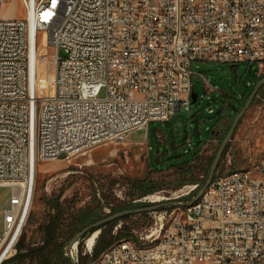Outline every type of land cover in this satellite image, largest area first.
I'll return each mask as SVG.
<instances>
[{
	"label": "built area",
	"instance_id": "built-area-1",
	"mask_svg": "<svg viewBox=\"0 0 264 264\" xmlns=\"http://www.w3.org/2000/svg\"><path fill=\"white\" fill-rule=\"evenodd\" d=\"M6 1L0 0V187L13 189V202L0 264L16 255L28 218L25 209L16 231L18 218L9 228L16 188L34 192L41 163L123 142L152 122L191 112L196 62L264 65V0H22L24 19H6ZM40 31L54 50L48 98L34 81ZM252 164L258 172L217 174L199 199L202 208L167 209L146 236L150 242L123 238L122 248L100 255L101 264H258L264 159ZM198 187L186 186L187 195L174 199ZM73 249L65 255L80 264L78 244Z\"/></svg>",
	"mask_w": 264,
	"mask_h": 264
},
{
	"label": "rangeland",
	"instance_id": "rangeland-1",
	"mask_svg": "<svg viewBox=\"0 0 264 264\" xmlns=\"http://www.w3.org/2000/svg\"><path fill=\"white\" fill-rule=\"evenodd\" d=\"M3 15L6 19L26 18L23 1L7 0ZM37 55L39 93L42 97H48L54 93L55 76L54 50L49 44L48 32L40 31L38 34ZM192 69V83L198 100L192 104L191 112H179L169 122H152L148 130L136 131L123 142L109 141L82 154L40 164L32 204L23 229L27 240L36 233L38 221L45 215V197L62 195V200L82 207L96 196L101 199V193L106 192L112 200V206L127 204L131 199V182L144 179L165 184L163 190L153 194L165 199L158 202L147 200L145 203H164L168 208L173 206L172 202L179 200L174 197L187 195L185 187L193 184L192 181L201 182L204 187L209 176L206 171L210 160L219 147L218 137L224 130L231 129L236 119L230 112L253 93L259 77L264 84V65L203 61L194 63ZM213 130L218 136L209 139ZM262 159L264 86L259 88L250 108L237 125L229 142L228 153L214 177L230 170L246 169ZM184 165L192 168V172L186 175L180 172ZM183 180L190 183L180 187ZM12 195L11 187H0V236L5 229V211L12 206ZM142 200L136 202H144ZM188 202L191 201L184 203ZM110 208L106 207L107 213H110ZM173 209H168L169 213ZM166 210L132 214L117 223L114 233L125 225L131 229L132 235L123 238L138 241L142 236L144 242H150L151 239L146 236ZM86 240L82 243L83 252H89ZM9 260L5 264H12Z\"/></svg>",
	"mask_w": 264,
	"mask_h": 264
},
{
	"label": "trees",
	"instance_id": "trees-1",
	"mask_svg": "<svg viewBox=\"0 0 264 264\" xmlns=\"http://www.w3.org/2000/svg\"><path fill=\"white\" fill-rule=\"evenodd\" d=\"M262 80L263 79L259 77L257 84H255V87H257ZM263 86L264 84L261 86V88ZM251 95L248 96L247 100L242 105H239L237 108H233V112H230L233 118H236L238 116V114L244 108ZM229 131L230 128L224 130V132L219 135V147L215 152L216 154L220 148V145L228 135ZM216 136L218 135L217 133H214L213 130L210 134L209 139H216ZM228 148L229 143L226 146L225 151L223 152L222 158L218 165V169L221 167L222 160L228 153ZM216 154L214 155L213 159L210 160L208 170L206 171L207 174L210 173L209 170L211 167V163L215 159ZM188 162H186V164ZM251 165L249 167H251ZM180 172H184V174L186 175L192 172V168L188 167L187 165H184L180 169ZM187 182L190 183V181L188 180H183L179 184L180 187H183ZM191 183L199 184L198 189L192 194H190L188 197L181 198L178 201H192L203 188L201 182L192 181ZM164 185V182L135 179L131 182L130 201L127 204L113 206L112 200L109 198V195H107L106 192L101 193V199L96 196L94 200L88 202L87 204H85V206L82 207H77L75 204H72L69 200H62V195L45 197V215L41 220L38 221L37 229L35 230L36 233H34V235L29 240H27L26 232L23 231L17 244V253L14 258L9 260V263L73 264L72 260L65 255V249L67 248L69 242L78 233H80L86 227L92 226L94 223L118 212L150 206V203L136 201L142 200L143 198L149 195H153L156 192L163 190ZM106 207H111L110 213L106 212ZM175 207L176 206H170L167 208L165 205L160 209H171ZM33 217L34 214L29 217L30 220H32ZM129 217L130 215L123 216L121 218L108 222L100 227L101 233L99 234L96 244L94 246L93 255L91 259H89L91 256L90 254L83 255L82 243L96 230L91 229L89 233L86 234L78 243V249L80 253V264H89V262H91L92 260L99 258L100 255L116 241L122 239L123 237L131 236V229L125 225H122V228L119 229L116 234L114 233V228L117 223L119 221L126 220Z\"/></svg>",
	"mask_w": 264,
	"mask_h": 264
},
{
	"label": "water",
	"instance_id": "water-1",
	"mask_svg": "<svg viewBox=\"0 0 264 264\" xmlns=\"http://www.w3.org/2000/svg\"><path fill=\"white\" fill-rule=\"evenodd\" d=\"M263 81H261L258 86L256 87V89L253 91L252 95L250 96L249 100L247 101L246 105L244 106V108L241 110V112L238 114V116L236 117L234 123H233V126L232 128L230 129L228 135L226 136V138L224 139V141L222 142L217 154H216V157L211 165V168H210V173H209V176H208V179L204 185V187L201 189V191L198 193V195L190 202V203H182L180 201H174L172 202L171 204L173 206H181V205H189V204H192L193 202H196L197 200L200 199V197L202 196V194L204 193V191L207 189V187L210 185L212 179L214 178V175H215V172L217 171L218 169V165H219V162L222 158V155H223V152L225 151V148L226 146L228 145V143L231 141L232 139V136H233V133L237 127V125L239 124V121L242 119V117L245 115V113L248 111V109L250 108L254 98L256 97L258 91H259V88L261 87V85L263 84L262 83ZM192 99H193V103H195L197 100H198V95L195 93V91L193 92L192 94ZM163 206H165V204H153V205H150V206H147V207H141V208H136V209H130V210H124V211H121V212H118L116 214H113L107 218H104L96 223H94L92 226H89V227H86L85 229H83L80 233H78L70 242L69 244L67 245V249L69 251H71L73 249V247L75 245H77L79 243V241L86 235L89 233V231L91 229H96L93 233L95 234L96 232L100 234V227L102 225H105L106 223L108 222H111L113 220H116L118 218H121L123 216H126V215H132V214H139V213H143V212H146V211H154V210H158L160 208H162ZM27 212V208H26V211H25V214ZM25 214H24V217L23 219L25 218ZM23 222V220H22Z\"/></svg>",
	"mask_w": 264,
	"mask_h": 264
},
{
	"label": "bare ground",
	"instance_id": "bare-ground-1",
	"mask_svg": "<svg viewBox=\"0 0 264 264\" xmlns=\"http://www.w3.org/2000/svg\"><path fill=\"white\" fill-rule=\"evenodd\" d=\"M41 72V71H40ZM35 89L39 91V67H38V58H37V63H36V70H35ZM54 94V93H53ZM50 95L48 97H52L53 96ZM48 97H43V98H48ZM116 142V141H115ZM259 171V164H252L251 167L248 168V172H258ZM33 189H30V187L25 186V185H19L16 188V193H15V208L14 211L12 212L11 216L8 219V225L9 228H12L13 224L15 223L16 218L17 219V223L16 225H14V232L16 231L18 225L21 222L22 216L24 214V210L27 208V215L29 213L31 204H32V200H33ZM165 199L164 197L161 196H153L150 197V201L152 202H158ZM191 208H202V200H197L196 202H193L191 204ZM13 232V235H14ZM99 236V233H95V234H91L87 240H86V245H87V250L91 251L94 249V246L96 244L97 238ZM124 246V239L112 244L109 248H108V252H115L116 248H122ZM74 252H75V248H74ZM264 262V257L260 258L258 261V264H263ZM89 264H101V258H96L95 260H92L91 262H89Z\"/></svg>",
	"mask_w": 264,
	"mask_h": 264
},
{
	"label": "snow or ice",
	"instance_id": "snow-or-ice-1",
	"mask_svg": "<svg viewBox=\"0 0 264 264\" xmlns=\"http://www.w3.org/2000/svg\"><path fill=\"white\" fill-rule=\"evenodd\" d=\"M53 3L55 4V0H53Z\"/></svg>",
	"mask_w": 264,
	"mask_h": 264
},
{
	"label": "crops",
	"instance_id": "crops-1",
	"mask_svg": "<svg viewBox=\"0 0 264 264\" xmlns=\"http://www.w3.org/2000/svg\"><path fill=\"white\" fill-rule=\"evenodd\" d=\"M11 208V207H10ZM10 208H8V209H10ZM8 209H6V210H8Z\"/></svg>",
	"mask_w": 264,
	"mask_h": 264
}]
</instances>
